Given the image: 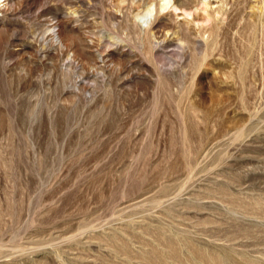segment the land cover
I'll list each match as a JSON object with an SVG mask.
<instances>
[{
  "label": "rangeland",
  "instance_id": "1",
  "mask_svg": "<svg viewBox=\"0 0 264 264\" xmlns=\"http://www.w3.org/2000/svg\"><path fill=\"white\" fill-rule=\"evenodd\" d=\"M0 264H264V0H0Z\"/></svg>",
  "mask_w": 264,
  "mask_h": 264
},
{
  "label": "bare ground",
  "instance_id": "2",
  "mask_svg": "<svg viewBox=\"0 0 264 264\" xmlns=\"http://www.w3.org/2000/svg\"><path fill=\"white\" fill-rule=\"evenodd\" d=\"M149 14V13H148ZM145 17V16H144Z\"/></svg>",
  "mask_w": 264,
  "mask_h": 264
}]
</instances>
